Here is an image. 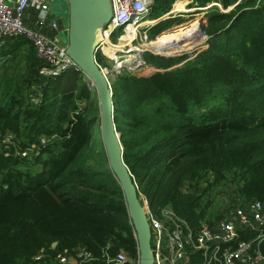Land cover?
Returning a JSON list of instances; mask_svg holds the SVG:
<instances>
[{"label":"trees","instance_id":"1","mask_svg":"<svg viewBox=\"0 0 264 264\" xmlns=\"http://www.w3.org/2000/svg\"><path fill=\"white\" fill-rule=\"evenodd\" d=\"M177 1H193V9L220 3L227 12L207 15L208 48L194 59L145 60L160 71L149 76L123 67L112 85L114 117L139 198L153 214L171 208L196 227L214 210L203 206L211 175L238 180V195L264 205V0H154L153 20ZM183 23L162 21L148 39ZM97 62L107 64L99 52ZM41 66L37 59L30 71L32 93L9 87L0 98V138H15L0 147V264H36L41 251L52 264L79 248L94 255L91 264L120 253L138 264L124 194L95 141V88L77 71L43 78ZM191 259L202 264L199 254Z\"/></svg>","mask_w":264,"mask_h":264},{"label":"built area","instance_id":"2","mask_svg":"<svg viewBox=\"0 0 264 264\" xmlns=\"http://www.w3.org/2000/svg\"><path fill=\"white\" fill-rule=\"evenodd\" d=\"M241 1V0H239ZM55 0H0V41L10 39L27 40L34 48L36 57L41 63L39 75L43 78H57L67 71L80 72L78 65L68 55V45L57 39H50L24 25V16L29 9L38 10L37 22L40 27L49 26L55 32L68 34L69 27L58 21L51 22V5ZM152 3V4H151ZM113 19L103 31L104 42L100 49L113 39L118 31L124 30L128 35L129 28L139 29L156 24L151 21L154 0H111ZM187 13L188 6H186ZM196 8V10H209ZM177 12L176 14H182ZM169 13L170 16L176 15ZM167 19H171L170 16ZM143 34L148 40V33H137L136 41ZM204 46V45H203ZM38 106L39 98L31 99ZM11 134L0 138V147L13 144ZM42 139L40 146H45ZM30 152L22 153L27 159ZM147 221L151 231V245L154 264H192V255L199 254L202 264H264V206L258 201H246L245 205H236L224 209L221 218L213 223L192 227L179 217L171 208H164L153 214L149 204L145 203ZM45 254V252H44ZM34 258L36 264H48L45 255ZM94 255L83 248L74 254L60 253L56 264H91ZM130 261L124 253L114 258H107L108 264H128ZM140 262V254H139ZM138 262V264H139Z\"/></svg>","mask_w":264,"mask_h":264},{"label":"water","instance_id":"3","mask_svg":"<svg viewBox=\"0 0 264 264\" xmlns=\"http://www.w3.org/2000/svg\"><path fill=\"white\" fill-rule=\"evenodd\" d=\"M63 2L67 6L66 23L69 27L68 55L95 88L99 100L101 140L110 169L124 194L129 217L135 229L139 245V264H154L151 231L145 207L140 201L138 187L123 159L121 135L118 134L115 125L113 91L97 62V53L104 42L103 31L113 19L111 0H63ZM53 246L56 247L57 244Z\"/></svg>","mask_w":264,"mask_h":264},{"label":"rangeland","instance_id":"4","mask_svg":"<svg viewBox=\"0 0 264 264\" xmlns=\"http://www.w3.org/2000/svg\"><path fill=\"white\" fill-rule=\"evenodd\" d=\"M59 1H61V0H55V2L52 4V6L54 7V9H53L54 11L58 10ZM241 1H243V0H241ZM241 1L238 0V2H241ZM175 4L172 7V12L182 13V11H184V10L187 11L186 6L189 3H188V1H177L176 7L173 10ZM213 5L207 11L206 10H204V11L203 10H196V9L190 8L188 6L189 11L187 13L176 14L173 16H170L168 13L167 15H169L171 19H181L184 21V23L182 25H178L176 27H173L172 29L168 30L169 32L165 31L163 34L158 36L155 39V41H150L149 39L145 40L142 37L143 34H141L136 41L131 43L133 41V39L136 38L137 33H149V31L153 27L158 25L160 22L166 21L168 18L167 15H165V17L161 18L160 21H156V24L149 27V28H147V27L146 28L141 27L139 29L133 28V30L136 33H134L135 37L133 36V38L131 40L127 39L128 35H123L122 38H121V35H117V37L115 38L116 40L114 39V37H115L114 36L113 39L110 41V43L105 42L106 44L103 46V48H101L99 50V53L105 59L107 64L104 66H100V67L105 72V75L107 76V80L109 82L110 87L112 88V85H113L114 81L116 80L117 76L122 73V71L125 69L126 66H128L127 69L130 71H131V69H133L134 71H139V76H149V75L156 73L157 70L151 66L145 65V63H146L145 60L147 62H151V63L156 62V57H163V58H180V57L185 58V57H189L192 60L197 56V55L195 56L196 53L207 49L208 45L205 44L206 40H207V37L205 36V30H206V26H207L205 24H206V21L208 19L207 15L208 14L212 15V14L216 13L217 11H220L222 13L227 12L226 10L223 9V7L220 3H215ZM153 16L154 15L152 14V16L150 17L152 22H154ZM66 18H67V11H66ZM199 19L201 20V25H198L199 27L197 26L196 29L198 28L197 33H201V38L199 39L200 41L190 42L191 40H194L193 35H190V36L187 35L188 37H185L186 39H183L179 42L180 44H179L178 48H175L173 50L166 49L163 52H156V50L154 49L152 44L155 42L161 41V39L164 37L165 34H167V32L172 33L173 31H176V30L186 26L187 24L194 22L195 20H199ZM174 28L176 30H174ZM129 30H130V28L128 29V32H127L128 34H129ZM117 33H125V32H124V30H120ZM131 34H133V33H131ZM64 37L66 38V41H67L68 35H64ZM194 37H195V35H194ZM123 40H124V42H126L125 45L124 44L121 45V42ZM188 42H189V44H187ZM205 46H207V47L205 48ZM132 56H137V58L133 59ZM127 59L132 60V61L128 62L126 64L125 63L124 64L119 63V61H123V60H127ZM183 64H185V63H183ZM123 67H124V69H122ZM19 75L21 77V80H19V78H18V80L24 81L25 77H26V69L24 68L23 70H21L17 76H19ZM2 79H4V83H5L6 78L2 77ZM1 91L4 92V88H2ZM32 91L33 90L31 87L25 88L26 93H32ZM113 98H114V95H113ZM94 104L96 107L98 106V108H99V100H98V102L94 101ZM100 130H101V128H100V109H99V127L94 130V136H97V137H95L96 142L98 141L99 138H101L100 137ZM97 145L99 146L100 149H102V148L104 149L102 140H101V142L99 140V142H97ZM104 167H106V162L104 163ZM208 178H210L208 180L209 182L207 181ZM234 180H235L234 182L230 181V180L229 181L223 180L220 183L219 182L215 183L216 180H214L212 175L206 178V182H208L206 186L208 187L210 185V188H209L208 194L203 198V201H204L203 206H205L209 202H211V206L213 205L214 210H212L211 208L207 209V216L203 221L200 222V225H203L204 223L213 224V223L217 222L221 218L224 209H227L228 207L246 204V200H245L244 196L238 195V188H239L238 183H239V181L236 179H234ZM140 201L142 202V205L144 207H146L145 206L146 202L149 204L148 200L145 197H143L142 195H140ZM218 216H220V217L217 218ZM55 248L56 247H54V246L52 247V249H55ZM51 263L56 264L55 260H54V262H51ZM184 264H189V262L186 261Z\"/></svg>","mask_w":264,"mask_h":264},{"label":"crops","instance_id":"5","mask_svg":"<svg viewBox=\"0 0 264 264\" xmlns=\"http://www.w3.org/2000/svg\"><path fill=\"white\" fill-rule=\"evenodd\" d=\"M193 1H188V5H192ZM215 4V3H213ZM212 4V5H213ZM59 8L57 11H54V7L51 5V22L52 21H58L59 24H61V28L63 29V25H67L66 23V11L67 6L63 1H59L58 3ZM211 5V6H212ZM214 6V5H213ZM216 6V5H215ZM38 10L31 8L28 10V12L24 16V25L35 31L38 32L50 39H57L60 43H64L68 45V40L66 41V38L64 35H66V32L59 33L55 32L51 29V27H40L37 22V16H38ZM207 14V13H206ZM68 35V34H67ZM24 40L22 39H10L6 40L4 42L0 41V98L3 95V91H1L2 88L5 89L9 88H20L24 90V88L31 87L32 90L35 89L36 85L29 84V75L32 67L37 62V57L35 50L31 44H25ZM26 69V77L24 81L21 80L20 75L17 76L21 70ZM40 69V68H39ZM5 83H4V79ZM19 78V80H18ZM19 81V82H18ZM29 84V85H28ZM25 91V90H24ZM1 100V99H0ZM10 134V133H8ZM6 134V135H8ZM12 135V134H11ZM33 169L36 172L41 171V167H33ZM44 254V251H41L37 256ZM45 255V254H44ZM36 256V257H37ZM46 257V255H45Z\"/></svg>","mask_w":264,"mask_h":264},{"label":"bare ground","instance_id":"6","mask_svg":"<svg viewBox=\"0 0 264 264\" xmlns=\"http://www.w3.org/2000/svg\"><path fill=\"white\" fill-rule=\"evenodd\" d=\"M185 11L186 10H184L182 12H185ZM172 14H176V13L175 12H172ZM198 25H201V20L200 19L199 20H195L194 22H191V23L187 24L186 26H184V27H182V28H180V29H178L176 31H173L172 33L165 34L164 37L161 39V41H158V42L153 43L152 46L154 47V49L156 50V52H163L166 49L173 50V49L179 47V44H180L179 42L181 40H183V39H186L185 37H188L187 35H189V36L190 35H193V39L194 40H191L190 42H192V41L193 42L194 41H200L199 39L201 38V33H197L198 32V28L196 29V27ZM131 33H133V34H131ZM134 33H136V32L133 30V28H130L129 34L127 36V39L128 40H131L133 38V36H134ZM194 35H195V37H194ZM125 43L126 42H124V40H123L121 42V45H123V44L125 45ZM187 44H189V42ZM132 57H133V59L137 58V56H132ZM131 61L132 60H128L127 59V60L119 61V63H122V64L125 63L126 64V63L131 62ZM104 74H105V72H104Z\"/></svg>","mask_w":264,"mask_h":264},{"label":"clouds","instance_id":"7","mask_svg":"<svg viewBox=\"0 0 264 264\" xmlns=\"http://www.w3.org/2000/svg\"><path fill=\"white\" fill-rule=\"evenodd\" d=\"M205 44H207V40H206V43Z\"/></svg>","mask_w":264,"mask_h":264}]
</instances>
